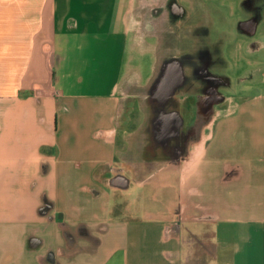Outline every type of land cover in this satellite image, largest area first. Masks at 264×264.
Segmentation results:
<instances>
[{
  "label": "crops",
  "instance_id": "obj_1",
  "mask_svg": "<svg viewBox=\"0 0 264 264\" xmlns=\"http://www.w3.org/2000/svg\"><path fill=\"white\" fill-rule=\"evenodd\" d=\"M177 1L221 65L142 103L135 0H0V264H264V0Z\"/></svg>",
  "mask_w": 264,
  "mask_h": 264
},
{
  "label": "rangeland",
  "instance_id": "obj_2",
  "mask_svg": "<svg viewBox=\"0 0 264 264\" xmlns=\"http://www.w3.org/2000/svg\"><path fill=\"white\" fill-rule=\"evenodd\" d=\"M177 2V0H135L133 8L130 10L128 23L135 60L134 66L125 77L122 87L128 86L130 93L135 94L133 96L135 101L143 103L144 96L148 92L149 95L157 92L153 73L158 71L160 66V71H166L168 74L174 71V75L179 70L187 73L188 69L191 68L192 82L197 80V77L205 78L207 74H210L211 66L218 68L221 65L219 62L211 63V59H208L212 55L214 58L220 57L222 54L221 46L216 44L213 47L207 46L201 31H198L197 37L194 38L195 42L190 51L186 49L184 44L174 45L175 35L177 36L176 31L179 28L177 26L182 27V31L179 32L181 33V35L179 34L181 41L187 42L184 39L189 38L191 33L186 26L188 25L186 22L188 13ZM177 9H182V12L176 14ZM142 57H144L143 64L140 63ZM176 59L181 61L180 66ZM175 78L177 80L178 77ZM173 81L172 79L171 82ZM165 86H169V84ZM136 117H140V115L137 114Z\"/></svg>",
  "mask_w": 264,
  "mask_h": 264
},
{
  "label": "flooded vegetation",
  "instance_id": "obj_3",
  "mask_svg": "<svg viewBox=\"0 0 264 264\" xmlns=\"http://www.w3.org/2000/svg\"><path fill=\"white\" fill-rule=\"evenodd\" d=\"M176 61H177V63H178L179 66H180V62H181V61L178 60V59H176ZM181 73H182L181 70H179V72L176 73V74L174 75V78H175V77H178V78H177V80H178L179 77H181ZM175 79H176V78H175ZM177 80H176V82H177ZM176 82H175V80H174V82H170V83H169V86H163V87H164V89H167V88L173 87V86L177 85ZM167 93H168V91H167Z\"/></svg>",
  "mask_w": 264,
  "mask_h": 264
}]
</instances>
